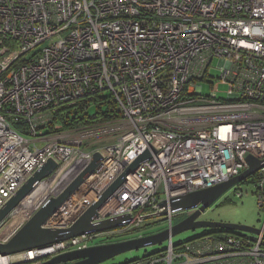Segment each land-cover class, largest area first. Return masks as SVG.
Returning a JSON list of instances; mask_svg holds the SVG:
<instances>
[{"label":"built area","instance_id":"obj_1","mask_svg":"<svg viewBox=\"0 0 264 264\" xmlns=\"http://www.w3.org/2000/svg\"><path fill=\"white\" fill-rule=\"evenodd\" d=\"M217 59L222 77L205 96ZM106 92L118 121L53 127L61 107ZM98 142L105 145L93 149ZM98 152L99 167L43 227L73 225L148 154L93 220L131 215L132 223L0 256V264H47L86 250L162 216L165 200L228 182L248 169V156L264 159V0H0V210L50 159L58 163L2 222L0 243L59 198ZM253 185L264 209V168ZM126 264H264V236L171 237L166 249Z\"/></svg>","mask_w":264,"mask_h":264},{"label":"water","instance_id":"obj_2","mask_svg":"<svg viewBox=\"0 0 264 264\" xmlns=\"http://www.w3.org/2000/svg\"><path fill=\"white\" fill-rule=\"evenodd\" d=\"M101 159V153H95L91 166L86 169L59 198L52 200L43 207L9 242L0 243V256L14 255L34 249H44L73 238L94 233H102L112 229H118L125 225H130L133 221L131 215L113 217L97 223L93 220L97 216L99 209L126 182L127 176L134 173L140 164L148 159V154H144L138 158L100 197L99 201L94 203L73 225L67 228L55 229L43 227L62 204L78 190L88 176L95 172L99 167ZM247 162L248 169L228 182L183 197L174 198L169 201L165 200L159 204L160 209H162L161 215L167 217L184 211H193L188 218L180 223L169 226L164 231L147 236L93 246L86 250L68 252L51 259L47 264H103L119 255L156 246L170 240V238L175 235L196 229H211L214 231L249 233L253 235L262 234L264 236L263 229H257L252 226L200 220V217L228 191L253 177L264 167V159L248 156ZM57 165L58 163L54 159H50L34 173L6 206L0 210V225L8 217L10 212L17 207L22 200L28 197L34 188L48 176Z\"/></svg>","mask_w":264,"mask_h":264},{"label":"rangeland","instance_id":"obj_3","mask_svg":"<svg viewBox=\"0 0 264 264\" xmlns=\"http://www.w3.org/2000/svg\"><path fill=\"white\" fill-rule=\"evenodd\" d=\"M218 59L213 63L209 77L206 81L203 82L204 95L210 96L211 94V85L220 82L222 73L217 68ZM227 85L220 84L218 93L219 98L227 99ZM107 93V92H106ZM108 94V93H107ZM102 125V124H99ZM112 142V138L109 139ZM105 145V142H98L93 146V149L102 147ZM38 146L41 147L40 143ZM32 149L34 147L32 146ZM256 187L255 185L243 184L241 189L236 191L235 188L228 191L221 199H219L210 209H208L200 219L202 221H212V222H224L231 224H241L252 226L257 229H264V209H261L259 206L258 195L255 194ZM193 212V211H192ZM191 211H184L178 216L173 218V225L180 223L189 217L192 213ZM172 225V226H173ZM170 226L169 218L167 216H155L144 221L140 226H130V230L122 235L116 236L115 238L108 240L105 237H98L92 243L91 246H99L108 243H114L119 241H125L130 239H135L140 236H147L153 232H161L166 230ZM208 231L212 232L213 230L207 229H196L189 230L172 237L173 243L177 244L180 242H188L197 237H200ZM145 234V235H144ZM249 234V233H246ZM253 235V234H251ZM169 245V240L165 241L156 246L147 247L140 249L138 251L128 252L122 255H119L111 260L104 262L103 264H126V261L134 260L141 258L146 253H154L160 250H164Z\"/></svg>","mask_w":264,"mask_h":264},{"label":"trees","instance_id":"obj_4","mask_svg":"<svg viewBox=\"0 0 264 264\" xmlns=\"http://www.w3.org/2000/svg\"><path fill=\"white\" fill-rule=\"evenodd\" d=\"M121 116L122 114L118 107V103L113 95L107 93H96L81 99L75 106L61 107L55 114L52 125L53 127L58 124L61 125V131L81 129L92 125L118 121ZM15 126L18 130H23L24 127L22 124ZM52 130H54V128H52ZM256 182L257 175L244 181L240 184V186L243 184L253 185L256 184ZM208 233L219 235L227 232L213 230L212 232L208 231ZM208 233L206 232V234ZM154 253H146L142 257H147ZM129 262H132V260L126 261L125 263Z\"/></svg>","mask_w":264,"mask_h":264},{"label":"bare ground","instance_id":"obj_5","mask_svg":"<svg viewBox=\"0 0 264 264\" xmlns=\"http://www.w3.org/2000/svg\"><path fill=\"white\" fill-rule=\"evenodd\" d=\"M57 112H58V111H57ZM57 112H56V113H57ZM263 168H264V167H263ZM257 174H258V173H256L255 175H257ZM255 175H254V176H255ZM29 195H30V194H29ZM26 198H27V197H26ZM12 211H13V210H12ZM12 211H11V212H12ZM11 212H10V214H11ZM181 213H183V212L176 213V214H173V215H179V214H181ZM10 214H9V215H10ZM9 215H8V216H9ZM235 233H239V232H235ZM108 244H109V243H108Z\"/></svg>","mask_w":264,"mask_h":264},{"label":"crops","instance_id":"obj_6","mask_svg":"<svg viewBox=\"0 0 264 264\" xmlns=\"http://www.w3.org/2000/svg\"><path fill=\"white\" fill-rule=\"evenodd\" d=\"M242 184V183H241ZM239 186H240V184L239 185H237V186H235L234 188H236V187H238L239 188ZM241 187V186H240ZM233 189V188H232ZM255 194H256V192H255ZM261 208V207H260ZM261 209H263V208H261ZM264 230V229H263ZM209 234V233H208ZM242 234V233H241ZM243 234H246V233H243ZM203 236V235H202Z\"/></svg>","mask_w":264,"mask_h":264},{"label":"flooded vegetation","instance_id":"obj_7","mask_svg":"<svg viewBox=\"0 0 264 264\" xmlns=\"http://www.w3.org/2000/svg\"><path fill=\"white\" fill-rule=\"evenodd\" d=\"M201 220V219H200Z\"/></svg>","mask_w":264,"mask_h":264}]
</instances>
